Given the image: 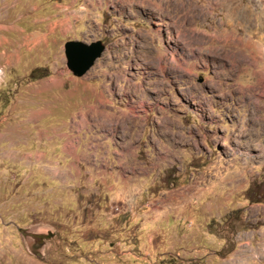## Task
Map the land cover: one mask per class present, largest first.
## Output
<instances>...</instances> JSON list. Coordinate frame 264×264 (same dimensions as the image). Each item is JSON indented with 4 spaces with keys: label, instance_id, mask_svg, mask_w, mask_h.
Returning <instances> with one entry per match:
<instances>
[{
    "label": "rangeland",
    "instance_id": "1",
    "mask_svg": "<svg viewBox=\"0 0 264 264\" xmlns=\"http://www.w3.org/2000/svg\"><path fill=\"white\" fill-rule=\"evenodd\" d=\"M64 4L104 51L0 66V264H264V0Z\"/></svg>",
    "mask_w": 264,
    "mask_h": 264
},
{
    "label": "crops",
    "instance_id": "2",
    "mask_svg": "<svg viewBox=\"0 0 264 264\" xmlns=\"http://www.w3.org/2000/svg\"><path fill=\"white\" fill-rule=\"evenodd\" d=\"M5 1L10 2L11 0H3V6H5ZM64 1L26 0L25 2V0H16L11 4L17 3L19 13L8 8L1 9L0 12V66L3 67L4 79H10V75L22 76L23 73L27 74L38 67L50 68L48 77L33 82L34 92L38 94L35 97L44 93H52L53 90L55 93V90L59 91L64 87L65 81H72V77L64 69H59V62L64 63L65 38L70 34H77L80 27L75 22L76 14L65 12ZM57 68L59 71L55 74L54 70ZM43 103L60 104L59 101L49 100L48 102L43 100ZM49 114L46 113L44 116ZM59 135L62 136V134ZM65 153L68 155L64 157L69 161H65L63 157L52 160L44 154L45 156H40L37 160H33V157L27 158L28 164L35 166L42 163L43 166L51 165L54 168L55 165L61 164V166L75 169L76 161L80 160L79 155L68 151Z\"/></svg>",
    "mask_w": 264,
    "mask_h": 264
},
{
    "label": "water",
    "instance_id": "3",
    "mask_svg": "<svg viewBox=\"0 0 264 264\" xmlns=\"http://www.w3.org/2000/svg\"><path fill=\"white\" fill-rule=\"evenodd\" d=\"M104 51L101 42L86 44L79 41H68L64 44L66 68L75 77H82Z\"/></svg>",
    "mask_w": 264,
    "mask_h": 264
},
{
    "label": "trees",
    "instance_id": "4",
    "mask_svg": "<svg viewBox=\"0 0 264 264\" xmlns=\"http://www.w3.org/2000/svg\"><path fill=\"white\" fill-rule=\"evenodd\" d=\"M39 71H40V69H38ZM42 74H41V76H47L49 73H48V71L46 70V69H42ZM32 79H34L35 77L34 76H32L31 77Z\"/></svg>",
    "mask_w": 264,
    "mask_h": 264
},
{
    "label": "bare ground",
    "instance_id": "5",
    "mask_svg": "<svg viewBox=\"0 0 264 264\" xmlns=\"http://www.w3.org/2000/svg\"><path fill=\"white\" fill-rule=\"evenodd\" d=\"M244 19V18H243Z\"/></svg>",
    "mask_w": 264,
    "mask_h": 264
}]
</instances>
